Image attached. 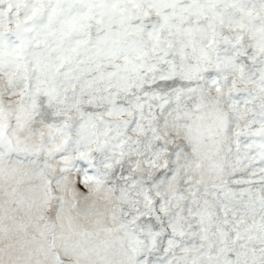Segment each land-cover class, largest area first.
<instances>
[{
	"label": "snow or ice",
	"instance_id": "snow-or-ice-1",
	"mask_svg": "<svg viewBox=\"0 0 264 264\" xmlns=\"http://www.w3.org/2000/svg\"><path fill=\"white\" fill-rule=\"evenodd\" d=\"M0 264H264V0H0Z\"/></svg>",
	"mask_w": 264,
	"mask_h": 264
}]
</instances>
